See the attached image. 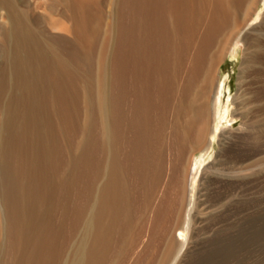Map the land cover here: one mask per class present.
Returning <instances> with one entry per match:
<instances>
[{
  "label": "rangeland",
  "instance_id": "374dc122",
  "mask_svg": "<svg viewBox=\"0 0 264 264\" xmlns=\"http://www.w3.org/2000/svg\"><path fill=\"white\" fill-rule=\"evenodd\" d=\"M193 1L203 39L221 42L225 21L238 28L218 77L223 126H232L209 155L202 148L186 158V144L156 121L143 136L108 107L117 9L127 0H0V264H171L165 254L183 240L182 264H212L211 251L234 234L246 249L224 264H264V0L243 14L247 0H142L137 11L150 34L164 36L161 22H188ZM201 156L199 232L186 233L188 176ZM238 161L262 172L245 178ZM184 172L178 206V190L166 192ZM170 197L176 205L163 215ZM165 215L177 223L169 233L160 228Z\"/></svg>",
  "mask_w": 264,
  "mask_h": 264
},
{
  "label": "crops",
  "instance_id": "0c3cea01",
  "mask_svg": "<svg viewBox=\"0 0 264 264\" xmlns=\"http://www.w3.org/2000/svg\"><path fill=\"white\" fill-rule=\"evenodd\" d=\"M141 4L142 0H127L123 8L117 9L108 107L122 111L124 120L129 117L131 125L142 127L143 136L152 135L156 121L160 133L170 136L172 142L187 143V155L206 149L216 126L218 77L230 39L223 44V37L219 43L203 39L202 22L194 16L198 13L196 8L201 6L198 1L191 3L194 8L191 21L161 22L165 34L155 37L150 34L144 17L138 14ZM249 7L248 4L246 9ZM233 26L232 21L230 27ZM171 31L177 34L174 36ZM185 174L183 198L186 197ZM176 178L179 182L182 179Z\"/></svg>",
  "mask_w": 264,
  "mask_h": 264
},
{
  "label": "bare ground",
  "instance_id": "6f19581e",
  "mask_svg": "<svg viewBox=\"0 0 264 264\" xmlns=\"http://www.w3.org/2000/svg\"><path fill=\"white\" fill-rule=\"evenodd\" d=\"M120 1V0H119ZM253 1V0H252ZM241 2V1H240ZM9 3V2H8ZM248 4H249V6H250V4H251V1L250 0H247V2H246V4L244 5V7H243V10H242V13L241 14H243V12L245 11V9L247 8V6H248ZM120 5V4H119ZM130 7V6H129ZM133 7V6H132ZM241 7V6H240ZM239 7V8H240ZM230 8V7H229ZM130 10V9H129ZM131 10H132V8H131ZM233 10V9H232ZM224 13V12H223ZM244 14H246V13H244ZM224 15H225V13H224ZM227 15H229V14H227ZM21 16V15H20ZM18 17V16H17ZM224 17V16H223ZM29 18V17H28ZM14 19V18H13ZM12 19V20H13ZM227 19V18H226ZM15 20V19H14ZM220 20H223V19H220ZM221 22V21H220ZM231 22H232V20H231ZM231 22H230V24L229 23H227L226 21H225V23L226 24H224V31H226L230 26H231ZM18 24V23H17ZM220 24H222V23H220ZM117 25V24H116ZM219 26V25H218ZM234 27H237V25L235 26H233V28ZM217 29H218V27H216ZM231 28V27H230ZM238 28V27H237ZM232 29V28H231ZM231 29L230 30H228L227 31V33H226V35L224 36V38H223V41H222V44H223V42L226 40V39H230V38H227V37H229V34H230V31H231ZM247 29V28H246ZM220 30V29H219ZM235 32H236V29L234 30ZM234 31H232V32H234ZM242 32V31H241ZM240 33V32H239ZM232 34V33H231ZM243 34V33H242ZM127 38V37H126ZM232 39H234V38H232ZM236 39V38H235ZM239 39V38H238ZM233 42V41H232ZM231 44V43H230ZM212 45V44H211ZM13 46V45H12ZM226 46V45H225ZM224 46V47H225ZM215 47V46H214ZM233 52H235V51H233ZM123 54V53H122ZM202 58V57H201ZM202 60V59H201ZM204 63V62H203ZM204 65V64H203ZM199 66V65H198ZM199 68V67H198ZM197 69V68H196ZM198 70V69H197ZM200 71V70H199ZM194 74V73H193ZM260 82V81H259ZM261 89V88H260ZM261 92V91H260ZM218 94H216L217 95V99H216V101H215V104H216V126H215V128H214V130H213V134H212V136H211V139H210V144L208 145V147H207V149H205L206 151H205V153H206V156L207 155H209L210 154V152H211V150H212V148L214 147V142H216L215 140H216V137H217V134H219V132L220 131H222L223 129H226V128H229V127H231L232 126V124H229V125H226V126H223V124H224V122H227V120H228V116H229V111H228V109L226 108H223V106H222V96H223V94H225L226 93V86L224 85V84H222V83H220V85H219V89H218V92H217ZM189 100V99H188ZM174 107V106H173ZM206 107H208V106H206ZM199 109V108H198ZM213 109H215V108H213ZM208 111V110H207ZM177 112H175V114H176ZM198 114V113H197ZM193 117H194V115H193ZM179 118V117H178ZM195 118V117H194ZM197 118V117H196ZM215 119V118H214ZM208 120V119H207ZM177 121V120H176ZM195 122H196V120H195ZM208 125V124H207ZM195 127V126H194ZM243 127V126H242ZM175 128V127H174ZM192 128V127H191ZM258 131V130H257ZM257 131H256V133H257ZM254 133H255V131H253ZM176 133V132H175ZM251 133H252V131H251ZM206 134V133H205ZM240 134V133H239ZM248 134V133H247ZM183 136V135H182ZM255 136V135H254ZM205 137V136H204ZM203 137V138H204ZM229 138V137H228ZM233 138V137H232ZM248 138H250V137H248ZM205 139V138H204ZM252 138H250V140H251ZM174 140V139H173ZM199 140V139H198ZM232 140V139H231ZM244 140V139H243ZM234 141V140H233ZM245 141V140H244ZM247 141H248V139H247ZM201 142V141H200ZM199 142V143H200ZM231 142V141H230ZM246 142V141H245ZM202 143V142H201ZM205 143H208V142H205ZM249 143V142H248ZM187 144V143H186ZM196 144V143H195ZM190 145H192V144H190ZM194 145V144H193ZM231 145V144H230ZM247 147V146H246ZM182 148V147H181ZM189 148V147H188ZM187 148V149H188ZM200 148V147H199ZM236 149V148H235ZM194 150V149H193ZM198 150V149H197ZM220 152H221V150H220ZM247 154V153H246ZM230 155V154H229ZM232 155H233V153H232ZM232 155L230 156L231 158H233L232 157ZM239 155V154H238ZM186 156H187V154H186ZM241 156V155H240ZM239 156V157H240ZM202 158H200L199 160L198 159H195V160H193L192 161V163H191V166H190V173H189V178L187 177V175L185 174V176L188 178V186H187V192H188V209H187V212H186V216H185V221H184V223L182 224V231H184V232H186V233H197V232H199V230H198V225L200 224V222H198L197 221V223H194L193 221H194V219H196L197 218V214L196 213H194L195 212V210L197 209V206H198V200H199V198H200V196H201V193H200V185H198V181H199V176H200V173H201V170L203 169V164H204V156H201ZM258 157V156H257ZM256 157V158H257ZM244 159V158H243ZM189 160V159H188ZM220 160V159H219ZM246 160V159H245ZM244 160V161H245ZM248 161H250V159H248ZM252 161V160H251ZM239 162V161H238ZM242 162V161H241ZM241 162H239V164L241 163ZM189 163V162H188ZM242 164H244V166L241 168V169H239L240 171L238 172V173H240L241 175L243 174V176L245 177V178H247L244 174H246L247 173V170H248V172L251 170V171H256V175L258 176L259 174H260V172H262V171H260L262 168H263V165L262 164H254V165H252L251 167L250 166H248V165H246L247 163L246 162H242ZM241 165V164H240ZM261 165H262V168H261ZM189 166V165H188ZM261 168V169H260ZM189 170V169H188ZM187 170V171H188ZM222 171V170H221ZM224 172H225V170H224ZM242 172H244V173H242ZM186 173H188V172H186ZM222 173V172H221ZM253 173V172H252ZM226 175H228V174H226ZM222 176V175H221ZM264 176V175H263ZM244 177H243V179H244ZM182 178V177H181ZM220 178H223V177H220ZM226 178V177H225ZM229 178V177H228ZM228 178H226V179H228ZM230 178H232V177H230ZM234 178V177H233ZM177 178H176V175L174 176V177H172L170 180H171V182H169L170 184H168V186H169V188H168V190H167V192L166 193H168V191H169V194L168 195H170V192H171V194L173 195V192L177 189L178 190V195H179V199H175L176 201H177V205L179 206V203H180V201L182 200V194H183V179H181L180 180V182H178V180H176ZM225 179V180H226ZM211 181V180H210ZM210 181L208 182V185H209V183H210ZM222 182V181H221ZM249 182V181H248ZM247 182V183H248ZM237 185V184H236ZM167 186V187H168ZM225 186V185H224ZM246 186V185H245ZM240 187V186H239ZM166 189V188H165ZM166 191V190H165ZM172 195H171V197H172ZM242 195V194H241ZM166 196V195H165ZM171 197H170V199H169V207L168 208H166L165 210H164V212H163V215L164 214H166L167 212H168V210H169V208L171 207V205L173 206V205H176V202L174 201L173 202V200H171ZM164 198V197H163ZM166 199H167V197H165ZM165 200V199H164ZM216 203V202H215ZM241 203V202H240ZM165 204V202L163 203V205ZM162 206V205H161ZM166 206V205H165ZM164 207V206H163ZM174 207V206H173ZM162 208V207H161ZM163 210V209H162ZM232 212V211H231ZM176 214V213H175ZM261 214V213H260ZM256 215V214H255ZM220 216V215H219ZM225 216V215H224ZM239 216V215H238ZM217 217V216H216ZM221 217V216H220ZM235 217V216H234ZM166 215H165V217L163 216V219H162V221H161V229H163L165 232H170V230H171V228L173 227V225L175 226V225H177V223H175V218H173L172 219V222L171 223H169V221H168V223H165L166 222ZM219 218V217H218ZM221 219V218H220ZM156 220V219H155ZM215 220V219H214ZM218 220V219H217ZM228 220V219H227ZM231 220V219H230ZM262 220H264L263 218H262ZM150 221V220H149ZM159 221V220H158ZM180 221V220H179ZM178 221V222H179ZM234 221V220H233ZM238 221V220H237ZM236 221V222H237ZM254 221V220H253ZM241 222V221H240ZM262 221L260 220V219H257L256 221H255V223H252V224H255L256 226H255V230H259L258 228H259V226H260V223H261ZM156 223V222H155ZM154 223V224H155ZM238 223V222H237ZM248 223V222H247ZM221 224V223H220ZM219 224V225H220ZM240 224V223H239ZM238 224V225H239ZM230 225V224H229ZM236 225V224H235ZM244 225V224H243ZM159 226V225H158ZM200 226V225H199ZM221 227V226H220ZM153 228H154V226H153ZM231 228V227H230ZM242 228V227H241ZM161 229H159V230H161ZM250 229H251V227H250ZM249 229V230H250ZM262 229V228H261ZM241 230V229H240ZM163 231V232H164ZM260 231V230H259ZM156 232V231H155ZM159 232V231H158ZM248 232V231H247ZM246 232V230L244 231V233H243V235H246V236H250L249 235V233H247ZM251 232V231H250ZM257 232V231H256ZM238 233H239V231H238ZM262 233H264V232H262ZM160 234V233H159ZM242 234V233H241ZM259 234H261V233H259ZM162 235V234H161ZM235 235H237V234H234V237H231V239L229 240V242H228V245H226V246H220V244H219V247H216L214 250H212L211 251V253H210V257H211V262H212V264H224L226 261H227V259H232L231 257H233V259H234V256L238 253V250L239 251H241L242 252V250L245 248V243H243V242H239V241H236V239H235ZM258 235V234H257ZM259 236H261V235H259ZM263 236V235H262ZM261 236V237H262ZM153 237V236H152ZM179 237H181V234H179ZM244 237V236H243ZM264 237V236H263ZM237 238V237H236ZM240 238V237H239ZM251 238H254L255 239V241L254 242H256L259 238H258V236H256V233L254 232V234H252V237ZM256 238H258L257 240H256ZM246 239H248V238H245V240ZM154 240V239H153ZM215 240H217V238L215 239ZM239 240V239H238ZM244 240V241H245ZM251 240V239H250ZM249 240V241H250ZM213 241H214V239H213ZM248 241V240H247ZM152 242V241H151ZM160 242V241H159ZM181 242V241H180ZM216 242V241H215ZM214 242V243H215ZM224 242V241H223ZM253 242V243H254ZM154 243V242H153ZM172 243V242H171ZM179 243V242H178ZM221 244H222V242H220ZM227 243V242H226ZM225 243V244H226ZM251 243H252V240H251ZM169 244V243H168ZM192 245H193V243H191ZM217 244V243H216ZM151 245H152V243H151ZM159 245V244H158ZM209 245V244H208ZM247 246H248V244H246ZM250 245V244H249ZM254 245V244H253ZM191 246V245H190ZM194 246V245H193ZM246 246V247H247ZM172 247H174V246H172ZM187 247V241L185 240V242H184V240L181 242V244H180V247H179V249L175 252L174 250H172V249H169V252H167V254H165V255H167V259H169L168 260V262L171 260V264H182L183 263V261H184V250H185V248ZM196 246H194V248H195ZM214 247V246H213ZM156 248V247H155ZM171 248V247H170ZM197 248V247H196ZM168 249V248H167ZM166 249V250H167ZM246 249V248H245ZM254 249V248H253ZM157 251V250H156ZM194 251V250H193ZM147 252V251H146ZM250 252V251H249ZM125 253V252H124ZM148 253V252H147ZM246 253V252H245ZM258 253V252H257ZM145 254V253H144ZM143 254V255H144ZM153 254V253H152ZM149 255V254H148ZM152 256V255H151ZM248 256V255H247ZM121 257V256H120ZM145 257V256H144ZM241 257V256H240ZM239 257V258H240ZM249 257V256H248ZM118 258H119V256H118ZM140 258V257H139ZM139 258H138V260H139ZM151 258V257H150ZM149 258V259H150ZM238 258V259H239ZM244 258V257H243ZM147 259V258H146ZM242 259V258H241ZM245 259V258H244ZM151 260H152V258H151ZM150 260V261H151ZM120 261V260H119ZM149 261V262H150ZM166 261V260H165ZM204 261V260H203ZM237 262V261H236ZM117 263H119V262H117ZM73 264H76V263H73ZM148 264V263H147ZM165 264H166V262H165ZM237 264V263H236Z\"/></svg>",
  "mask_w": 264,
  "mask_h": 264
}]
</instances>
